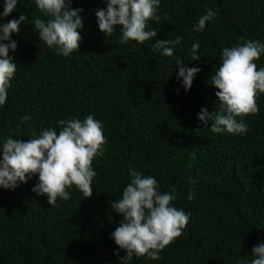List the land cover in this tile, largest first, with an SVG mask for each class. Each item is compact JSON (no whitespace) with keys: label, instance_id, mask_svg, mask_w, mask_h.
<instances>
[{"label":"trees","instance_id":"obj_1","mask_svg":"<svg viewBox=\"0 0 264 264\" xmlns=\"http://www.w3.org/2000/svg\"><path fill=\"white\" fill-rule=\"evenodd\" d=\"M106 6L72 0V8L83 9V28L78 51L68 57L40 41L32 23L48 17L35 0H19L0 19L28 17L12 34L17 50L9 56L17 71L0 106V145L7 138L26 142L49 128L58 133V121L89 115L102 123L106 140L103 156L92 162L89 198L73 185L66 189L69 200L51 206L31 191L38 176L14 190L0 188V264H121L126 250L110 237L123 216L111 205L130 183V168L154 177L162 193L175 188L172 206L189 221L160 259L134 255L123 264H251L253 246L264 243V94L257 97L259 112L243 118V135L212 133L211 121L203 128L197 114L218 106L210 76L222 50L264 43V0H160V21L149 20L146 28L157 36L124 45L119 26L107 37L98 28L95 11ZM3 7L0 0V14ZM208 9L215 17L196 31ZM177 37L171 57L153 47ZM197 42L200 59L192 61ZM177 58L201 69L187 92L177 81ZM255 63L264 67V53Z\"/></svg>","mask_w":264,"mask_h":264},{"label":"clouds","instance_id":"obj_2","mask_svg":"<svg viewBox=\"0 0 264 264\" xmlns=\"http://www.w3.org/2000/svg\"><path fill=\"white\" fill-rule=\"evenodd\" d=\"M19 0H4L0 19L8 17ZM106 8L95 11L100 32L111 36L117 26L120 27L124 45L129 41L143 44L157 36L155 30H146L147 22L160 17L156 15L160 0H104ZM72 0H35L37 8L48 19L36 18L32 24L39 34L40 41L49 48L55 46L58 55L68 57L78 51L81 43L80 30L83 28L82 8H72ZM215 12L208 9L198 20L196 31H202L206 23L215 17ZM28 17L21 14L6 24H0V106L5 105L10 81L17 71V65L9 52L17 50V43L12 39L18 33L21 24ZM181 43L175 40H157L153 47L163 56L171 57L174 46ZM199 43L191 45L192 61H198ZM264 53V43L247 41L224 48L218 69L210 76L211 86L217 91L218 106L212 111L201 108L197 119L203 128L212 133L243 135L248 131L243 118L259 112L257 97L264 94V67L257 69L255 61ZM179 68L177 81L187 92L191 89L194 77L201 71L198 67H186L182 60L176 59ZM179 93V89H177ZM241 118L238 120L237 118ZM23 122L31 120L30 115L23 116ZM60 130L49 128L26 142L21 139L7 138L0 145V188L14 190L19 184L28 183L33 176L38 182L31 191L39 196H46L47 203L55 206L57 199L69 200L66 190L73 185L86 198L93 194L92 182L96 172L92 162L97 156H103L106 143L103 125L93 116L85 119L68 118L58 121ZM130 183L124 188L122 198L114 202L112 209L123 216L122 221L111 234V239L119 249L126 250L123 261L147 256L150 260L160 259V253L176 238L180 237L189 221V215L172 206L175 200V188L171 192H160L157 180L152 176L129 169ZM191 183H196L195 180ZM195 198L189 192L188 200ZM119 257V252L114 253ZM251 264H264V243L252 248Z\"/></svg>","mask_w":264,"mask_h":264}]
</instances>
